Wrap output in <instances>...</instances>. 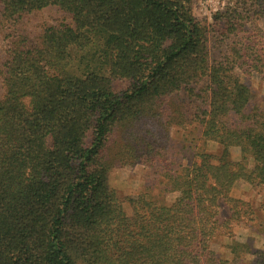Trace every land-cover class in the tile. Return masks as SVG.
<instances>
[{"label":"trees","instance_id":"1","mask_svg":"<svg viewBox=\"0 0 264 264\" xmlns=\"http://www.w3.org/2000/svg\"><path fill=\"white\" fill-rule=\"evenodd\" d=\"M50 6L69 21L19 32ZM0 36V264H264L235 240L218 252L256 219L232 189L264 185L246 81L264 78V0L210 20L190 0H0ZM135 165L154 175L121 196L109 173Z\"/></svg>","mask_w":264,"mask_h":264},{"label":"rangeland","instance_id":"2","mask_svg":"<svg viewBox=\"0 0 264 264\" xmlns=\"http://www.w3.org/2000/svg\"><path fill=\"white\" fill-rule=\"evenodd\" d=\"M223 2L224 0H190V5L196 17L210 20L212 13L217 10L219 5H222ZM58 21L68 22L69 17L58 8L50 6L22 16L18 24L19 32L34 37L42 31L44 26L53 25ZM0 44H2L1 41ZM246 81L250 85L253 101L264 109V78L262 80L253 78L247 79ZM182 134V129H172L171 136L174 145L178 144L181 146L185 143L182 140ZM207 149L214 151L216 145L210 143ZM232 155L234 157L237 156L235 150L232 151ZM150 173L154 175L153 170L147 169L142 165L114 168L109 173V183L112 188L119 191L121 196H127L129 194L134 195L146 184V178L149 177L148 174ZM157 193H155V195ZM231 196L247 202L250 209L254 212L256 219L249 221L247 224L233 223L231 227V236L227 231L221 234L218 241L219 244L225 246L220 247V245H218V252L226 259L232 257L228 248H226V244L229 245L231 240L246 243L254 250L264 249V185L258 188H252L247 184H240L232 189ZM158 197L164 200H171L173 195L170 194L165 197ZM230 213L229 206L222 203L219 207L218 219L221 221L227 218ZM214 247L217 248L216 245H214ZM249 259L250 258L246 257L242 264H250Z\"/></svg>","mask_w":264,"mask_h":264}]
</instances>
